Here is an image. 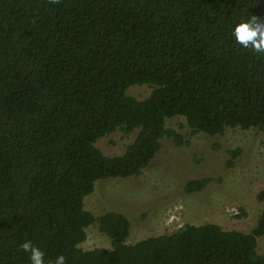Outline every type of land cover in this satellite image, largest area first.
Instances as JSON below:
<instances>
[{"label":"trees","instance_id":"trees-1","mask_svg":"<svg viewBox=\"0 0 264 264\" xmlns=\"http://www.w3.org/2000/svg\"><path fill=\"white\" fill-rule=\"evenodd\" d=\"M251 16L264 20V0H0V264H31L26 240L46 262L264 264V211L251 232L186 223L127 243L126 214L84 201L100 179L139 175L165 138L188 145L175 116L192 133L264 131V55L232 34ZM135 84L153 90L139 99ZM117 130L137 135L107 155L96 142ZM93 223L111 249L80 246Z\"/></svg>","mask_w":264,"mask_h":264},{"label":"rangeland","instance_id":"rangeland-1","mask_svg":"<svg viewBox=\"0 0 264 264\" xmlns=\"http://www.w3.org/2000/svg\"><path fill=\"white\" fill-rule=\"evenodd\" d=\"M152 90L149 84H135L128 93L143 99ZM167 126L189 138V144L176 146L165 138L139 175L96 181L94 191L85 197V208L96 216L107 211L126 214L132 223L127 243L173 233L186 223H216L225 230L251 232L264 211V201L258 197L264 190V131L227 128L218 135L192 133L183 116L169 119ZM136 135L137 131L117 130L96 145L107 155H119ZM234 150L238 155L232 158ZM200 178L209 179L208 186L187 193L186 183ZM86 231L82 248L111 249L110 237L97 223ZM257 250L264 254V236L258 238Z\"/></svg>","mask_w":264,"mask_h":264},{"label":"clouds","instance_id":"clouds-1","mask_svg":"<svg viewBox=\"0 0 264 264\" xmlns=\"http://www.w3.org/2000/svg\"><path fill=\"white\" fill-rule=\"evenodd\" d=\"M50 4H60L61 0H49ZM236 42L244 48H249L257 54L264 55V20L257 16L248 19L241 18L233 29ZM20 248L29 254L31 264H66V257L58 255L54 261H45L44 252L32 241L26 240Z\"/></svg>","mask_w":264,"mask_h":264}]
</instances>
